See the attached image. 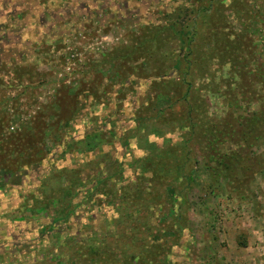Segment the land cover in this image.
Segmentation results:
<instances>
[{"label": "rangeland", "instance_id": "374dc122", "mask_svg": "<svg viewBox=\"0 0 264 264\" xmlns=\"http://www.w3.org/2000/svg\"><path fill=\"white\" fill-rule=\"evenodd\" d=\"M262 95L264 0H0V264H264Z\"/></svg>", "mask_w": 264, "mask_h": 264}, {"label": "trees", "instance_id": "16d2710c", "mask_svg": "<svg viewBox=\"0 0 264 264\" xmlns=\"http://www.w3.org/2000/svg\"><path fill=\"white\" fill-rule=\"evenodd\" d=\"M162 27H165L164 25L162 26ZM172 28H173V26H172ZM186 33V34H185ZM177 36H178V40H179V42H180V45H181V47L182 46H184V45H187V42L185 41L186 40V38L188 37V36H190L191 35V32H183V31H181V30H179L178 32H176L175 33ZM183 37V38H182ZM210 42V44L212 45V44H215L214 42L212 43L211 41H209ZM208 42V43H209ZM207 43V45H209ZM194 49V48H193ZM210 49V48H209ZM189 50V54H192V53H194V50H192V47L191 48H189L188 49ZM213 49H210V51H212ZM208 51V50H207ZM206 51V52H207ZM201 52V51H200ZM196 54V51H195V53H194V55ZM201 55H202V52H201ZM202 58V57H201ZM184 62V61H183ZM182 65V61H176V63L173 65V67H174V70H178L179 68H180V66ZM162 77L163 76H165V75H161ZM181 79L182 80H184L185 79V76H181ZM170 83H174V82H171L170 81ZM182 84V82L180 83V89L181 88H183V84ZM187 85V84H186ZM160 86H161V84H160ZM190 86H191V84H190ZM190 86H188V87H190ZM157 88L159 89V87L157 86ZM160 89H165V87L164 88H160ZM188 95H189V92L188 91H184V93H182L181 94V97H180V100H182L183 102H186V103H188L189 105H188V107H189V116H190V122H191V127L192 128H194L195 129V126H196V122H193L192 121V115L194 114L193 113V111H194V107H193V105L189 102V98H188ZM261 100H263L262 101V105L260 106V110H258L257 112H255V114L253 115V116H249L248 118H246V119H244V126H243V128H242V130H240L241 131V133L239 132V133H237V135H239V137H240V139L243 141V143H244V145L247 147V148H251V147H253L254 145V143H256V142H258L259 140H260V136L258 135V131H259V126H261V125H264V95H262V99ZM261 103V102H260ZM196 110V109H195ZM233 122V121H232ZM224 124V123H223ZM226 126H228V128H229V130L230 131H232L233 133H235V128H234V123H231V122H229V125L228 124H226ZM225 129V127H223L222 128V131ZM262 131H264V130H262ZM192 133H193V129H192ZM210 133H213V132H210ZM194 134V133H193ZM19 149H20V147H18ZM14 152V151H13ZM225 157V161H223V163H221V165H220V167H221V169H223V171L225 170V171H233V165H237V158H238V156L235 158V156L234 155H225L224 156ZM218 171H219V169H217V170H211V176L212 177H214V176H217V174H218ZM185 175H186V177L187 178H184L185 180L184 181H186V183L188 182H190L191 181V176H190V173L188 174H186L185 173ZM227 175V174H226ZM226 175H224L225 177L224 178H226V177H228V176H226ZM77 250H79V252H81L82 250H86L87 249V247H88V251L91 253V252H94V251H100V252H103L104 254H106L107 255V258L106 257H104L103 259L105 260H107L108 258L110 259H112V260H110L109 262H108V260L106 261V262H104V260H103V262L106 264H116V262H114V260H115V258L112 256L113 254L111 253V252H107L106 250H103V249H98V250H95L96 248H94V246L91 244V245H87V247H82L81 248V246H74ZM148 251V250H147ZM150 251V250H149ZM148 251V252H149ZM152 251V250H151ZM99 256L101 255L100 253L98 254ZM82 257V252L81 253H79V254H77V258H81ZM89 258H90V256H89ZM82 259V258H81ZM91 259V258H90ZM123 261H125L126 262V264H155L154 262H153V259L150 257V259H148L147 261L146 260H144V261H140V262H138V261H136L135 262V260L134 259H128V258H126V256H123ZM81 262H84V263H86L84 260H81ZM118 263V262H117Z\"/></svg>", "mask_w": 264, "mask_h": 264}]
</instances>
